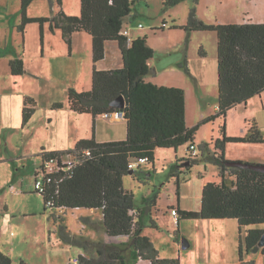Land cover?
Listing matches in <instances>:
<instances>
[{
  "label": "rangeland",
  "instance_id": "rangeland-1",
  "mask_svg": "<svg viewBox=\"0 0 264 264\" xmlns=\"http://www.w3.org/2000/svg\"><path fill=\"white\" fill-rule=\"evenodd\" d=\"M46 1L49 12H52L50 1ZM132 1V10L125 24V28L129 30L128 37L135 39L146 36L155 49L148 79L180 85L186 89V121L189 125L195 126L204 118L214 115L218 107L217 32L187 31L181 26L189 21L192 9H196L198 18L207 23H215L217 18H236V0H182L172 6L165 5V0ZM37 6L41 9L43 3L38 1ZM20 9H16L15 1L7 7L4 0H0V250L9 255L14 264H20L22 260L27 264H74V257L80 254L100 258L101 255L97 252L100 245L97 243L102 242L105 247L119 244L128 263L135 264L132 237L110 235L99 210H53L46 206L44 195L36 191V172L43 162L42 155L39 154L41 144H68L59 139L58 128L62 125L59 115L62 112L58 119L47 123L48 117L52 116L51 112H55L47 104L50 100L66 102L68 93H65V84L75 82L76 78L70 71L71 65L67 64L64 72L63 69L54 68L57 74L53 73L50 77L52 80L48 77L44 81V75L35 78L25 74L19 78V82L14 81L5 52L10 49L8 53L11 50L15 53V46L20 54L24 51L23 33L19 31L17 35L18 27H13ZM34 27L31 25L29 28L28 45L31 49L28 48L25 58L32 72L37 70L41 73L37 64L43 65L37 57V49L39 53L40 49L37 48L38 36ZM87 54L82 53L83 56ZM85 57L81 58L82 67L78 66V69L82 72L87 70L89 75L90 65L87 67ZM76 60L80 62L79 59ZM88 60L91 61L89 57ZM170 61L174 63H168ZM21 90L38 98L37 111L25 128L22 127V109L17 101ZM262 99L256 96L250 100L248 108L244 104H238L230 109L226 116V128L238 135L243 126H247L249 130L255 126L264 134V94ZM244 115L248 120H243ZM53 116L57 117L55 114ZM45 123L50 128L49 133L45 131ZM222 123L223 119L218 117L201 124L195 135L198 147L208 143L215 148ZM188 145L189 143L178 149L157 148L154 165L143 163L141 167L134 169L135 173L124 175V186L134 193L136 207H145L147 210L142 235L151 238L162 258H179L180 264H236L240 260L236 220L181 218L178 225L177 216L173 213V206H177L180 199L187 206L196 204L200 210L204 178L218 177L217 165L209 161L201 160L190 169L184 167L182 172H178L179 194L177 176L171 174L172 164H181L184 162L183 158H194L202 153L199 148L200 153L194 156ZM243 148L235 144L226 151L233 156L242 155ZM185 153V157L179 158ZM155 192L158 195L157 204L152 206L150 200ZM61 225H65L64 232ZM65 236L79 243L66 242ZM184 238L190 242L185 248L182 245ZM85 242H90V248L80 244ZM249 256L259 257L258 264H264V255L259 251L252 250ZM141 264L151 262L144 260Z\"/></svg>",
  "mask_w": 264,
  "mask_h": 264
},
{
  "label": "trees",
  "instance_id": "trees-1",
  "mask_svg": "<svg viewBox=\"0 0 264 264\" xmlns=\"http://www.w3.org/2000/svg\"><path fill=\"white\" fill-rule=\"evenodd\" d=\"M33 0H22L23 15L20 30L27 22H50L52 30L61 28L65 41L71 45L74 31L85 30L93 38V60L105 57V42L117 40L123 56V65L112 69H98L95 65L92 88L79 91L71 87L68 92L70 107L77 112H89L94 117L107 112L122 111L127 119V136L117 141H97L95 137L80 139L74 148L64 150L43 149L41 169L51 158L62 159L71 155L75 163L70 169L60 168L44 177L45 204L53 210L94 208L103 213V222L112 236H131L133 263L143 258L152 264H180L179 258H162L150 237L142 235L145 227V207H136L134 193L124 186V175L135 173L129 164L141 157L147 163L155 162L157 148H175L195 142L198 127L218 117L223 119L222 137L216 140L211 151L208 143L199 145L201 155L183 158L184 162L172 164L171 174L177 176L178 192L182 168L190 169L201 160L217 165L216 180H208L202 191L200 210H181L174 207L181 218H234L239 222V258L252 252L264 228V172L232 165L224 155L225 144L230 141H264L261 132L254 128L247 137L226 135V116L238 103L264 92V22L207 23L198 18L192 9L189 21L181 27L187 31L213 30L218 36V108L214 115L201 123L187 125L186 90L181 86L157 84L147 80L151 73V60L155 49L146 36L130 39L121 31L131 13L132 0H81V13L68 15L62 9L53 16L27 17ZM182 0H165V5H176ZM62 5V0H58ZM14 74L25 72L22 58L10 61ZM126 100L124 108L111 105L119 95ZM35 102L25 100L22 122L27 124L35 112ZM55 107H63L58 102ZM210 151L212 153H210ZM200 157V158H199ZM58 167V166H57ZM55 167V169L57 168ZM61 167V166H60ZM141 167V166H140ZM45 171L42 170V173ZM182 172V171H181ZM38 176L43 174L36 172ZM51 178V180L49 179ZM157 193L151 205L157 204ZM52 205H48V201ZM47 208V207H46ZM64 232L65 225L60 226ZM69 243H79L65 236ZM90 248V242L80 243ZM99 244L100 258L80 254L79 264H129L119 247ZM96 244V245H97ZM103 245V246H101ZM264 253V246L261 247ZM254 264V260L244 262ZM0 264H13L12 258L0 250ZM20 264H27L21 261Z\"/></svg>",
  "mask_w": 264,
  "mask_h": 264
},
{
  "label": "crops",
  "instance_id": "crops-1",
  "mask_svg": "<svg viewBox=\"0 0 264 264\" xmlns=\"http://www.w3.org/2000/svg\"><path fill=\"white\" fill-rule=\"evenodd\" d=\"M13 1H15L16 3V9L21 8L22 6L21 0H4V5L9 7L10 3H12ZM38 1L43 3V8L39 9V7L37 6ZM49 1H50V7H51L52 12L51 11L49 12L50 9L48 7L46 0H37V1L33 0L28 7L27 17H44V16L51 17L57 14L61 9L68 15H79L81 13V0H62V5L57 3V0H49ZM235 4H236V9H237L236 18L229 17L224 20H220L217 18L215 20L216 21L215 23H233V22H248V21L264 22V0H236ZM42 10H45V12H41ZM22 20H23V16L21 17V9H20V12L17 13L13 27H16V28L18 27V32H16L17 35L19 31L23 33L22 36H23V50L24 51L20 54L18 52L17 46H15L16 47V50H15V47L12 44V48L15 50V53L12 50L10 51V53H8L10 49L6 50L5 52V59H8L9 63L12 59H15V58H22V60L24 61V66H25L24 73L14 74L12 72V69L10 68V73L14 75L13 79H15L14 80L15 82H19L20 80L19 78L23 77V75L25 74H29L35 78H41L44 75L43 76L44 81H46L48 77L50 80H52L50 77L53 75V73H55V75L57 74V72H54V68H57L59 70L63 69L62 72H64V70L66 69V65L69 64L71 65L70 71L71 73H73L74 75L73 77L76 78V81L65 84L66 86L65 93H68L71 87L76 88L79 91L89 90L92 88V75H93L94 65L98 69H112V68L121 67L123 65V56H122V52H121V49L119 47V43L117 40H107L105 42V57L100 60L94 61L93 60V38L89 32L85 30L74 31L71 35V38H72L71 45H69L63 37L62 29L55 28V30H52L50 27L49 21L45 22L44 24H41L40 22H37V21L27 22L24 25V29L21 31L19 28V25L22 23ZM31 25L35 26L34 28L36 29L35 31L37 32V36H38L37 48L40 49V53H39V50L37 49V57L40 58L41 65L43 66L38 65L37 61H35L34 59L33 61L36 62L38 70H40L42 74L37 72V70L32 72V70L28 67L27 58H25L28 52V48L29 50L31 49V46L28 45L29 28ZM85 52L88 53L87 55H85L87 57L82 55V53H85ZM114 52H116V54ZM84 57L86 58L87 67L88 65H90L89 75H87V70L82 72L78 69V66L82 67L81 58L83 59ZM88 57L91 59V61L88 60ZM76 59H79L80 62H78V60ZM168 63H174V62L170 61ZM58 74H59V71H58ZM146 79L149 80L148 76L146 77ZM27 80L30 81L29 78H27ZM150 81H153L160 85L165 84V85H171V86L172 85L180 86L176 84H169V83L162 82V81H156V80H150ZM29 93L26 92L25 90H21V92L17 95L19 96L17 98V101L20 105V108L22 109V112H23V107L25 106V100L27 97H30V99H33V101L36 104L35 112L37 111L38 98L37 96L35 95L33 96V94H29ZM263 94L264 92L256 96H260L262 99ZM254 97L250 98L247 102L238 103V104H244L245 107L248 108L250 100H252ZM186 100H187V92H186ZM58 102H63L64 106L55 107L54 105ZM262 104L264 107V101H262ZM49 106L52 107L51 111H55V112L54 113L51 112L52 116L48 117L47 123L52 122L55 119H58L59 113L62 112L59 115V119H61L60 121L62 123V125L58 128V131L61 137L59 139L65 140L64 142L68 144L67 145L58 144L56 146L55 145L46 146L45 143H42L41 151L43 149H45L46 151L71 149L75 147L76 143L80 139H89V138L95 137L97 141H117V140L125 139L127 136V119L124 116L116 117L115 115H112L110 117H106L104 115L105 113H103V114H98L94 117L89 112H83V113L77 112L70 107V103L68 101V95H67L66 102L50 100L49 103L47 104V107ZM54 114L57 115V117L53 116ZM186 120H187V117H186ZM243 120H248V118L244 115ZM29 122L25 125L22 122V127L25 128L29 124ZM47 123L44 124V127H45V131L49 133L50 128L47 125ZM252 124L253 123H251V125ZM187 125L189 127H192L193 124L189 125L187 123ZM243 127L244 128L242 132L238 133V135L233 134V132L229 130V128H226V135L231 136V137H247L250 134V130L253 129V127L257 128L261 132V129L255 126L251 127L250 130L247 129V126H243ZM5 129L6 128H4V130ZM262 136L264 138V134H262ZM220 137H222V134H220ZM235 144L244 147L243 148L244 151L242 155L233 156L229 154V152L226 151V149L228 150V148L231 145H235ZM210 148L212 150H216V152H219V153L221 152V150L215 149L211 145H210ZM225 152L228 155L227 156L226 153L224 154L226 159L242 160L248 163L264 164V141H230L225 144ZM185 156H186V153L183 156H179V158H183ZM155 158H156V151H155ZM217 178L215 179L204 178L205 179L204 184L208 180H216ZM179 194H180V191H179ZM197 197H198V194L196 192L195 193L196 202H197ZM174 207H178L181 210H198L196 204H193L192 206H187L186 204L182 202L181 199L178 205L173 206V208ZM75 209H80V208H75ZM89 209L91 210V212L93 211L96 212V210H99L101 212V218L103 221V213L100 209H94V208H89ZM221 219H229L233 221L236 220L238 222V220L234 218H221ZM180 222H181V219L179 220L178 225L180 224ZM260 227L264 228V226L262 225ZM238 228H239V222H238ZM239 240H240V229H239V239L238 241H236L238 244V249H239ZM118 245L119 244H114L113 246L118 247ZM259 252L264 255L261 248ZM250 253L245 254V255H248L247 257H245L244 255L243 261L249 262L251 260H254L255 262L254 264H258V261L260 260V258L259 257L253 258L249 256ZM144 260H148V259L140 258L136 260L135 264H141V262ZM243 261L239 260L238 263L236 264H242Z\"/></svg>",
  "mask_w": 264,
  "mask_h": 264
},
{
  "label": "built area",
  "instance_id": "built-area-1",
  "mask_svg": "<svg viewBox=\"0 0 264 264\" xmlns=\"http://www.w3.org/2000/svg\"><path fill=\"white\" fill-rule=\"evenodd\" d=\"M121 32L124 35L129 36V30L127 28H124ZM104 115L106 117H110L112 115H115L116 117H121V116H124V113L122 111H115V112H107ZM188 148L190 149L189 151L194 156L197 155L198 153H200L199 147H198L196 142H191L188 145ZM147 162H148V157H141V158H139L136 161H132L129 164V167L131 169H134V168L142 166L143 163H147ZM74 163H75V160L73 159V157L71 155L64 156V157L62 156V159L60 160V162L58 161V159H55V158H51L50 160H48L45 163V165H44L45 169H42V170L45 171L44 173H42V170H40L41 168L37 170L38 172L40 171V173L43 174V175L42 176H38L36 174V180H35V188H36V190H38L40 192H44L45 191V183H44V177L45 176H49V174H51L54 170L59 171L60 168L70 169V167H72L74 165ZM55 167H57V168L55 169ZM49 179L51 180L50 177H49ZM48 205H52V201L49 200L48 201ZM173 213L177 217L179 216V213H178V211L175 208H173ZM72 262L74 264H79L78 256L74 257ZM244 264H247V263H244Z\"/></svg>",
  "mask_w": 264,
  "mask_h": 264
},
{
  "label": "water",
  "instance_id": "water-1",
  "mask_svg": "<svg viewBox=\"0 0 264 264\" xmlns=\"http://www.w3.org/2000/svg\"><path fill=\"white\" fill-rule=\"evenodd\" d=\"M111 105H113L117 108H120V109L124 108L126 105L125 97L122 94L119 95L117 98H115L111 101ZM231 164L242 167V168H249V169H254L257 171L264 172V164H262V163H248V162H244V161H233ZM182 245L184 248L188 247L190 245L189 240L184 238ZM263 246H264V232L261 235V238H260L258 244L254 247L253 251L257 252Z\"/></svg>",
  "mask_w": 264,
  "mask_h": 264
}]
</instances>
